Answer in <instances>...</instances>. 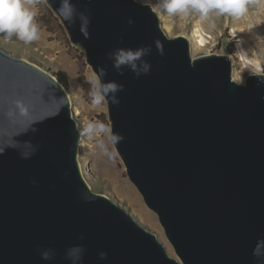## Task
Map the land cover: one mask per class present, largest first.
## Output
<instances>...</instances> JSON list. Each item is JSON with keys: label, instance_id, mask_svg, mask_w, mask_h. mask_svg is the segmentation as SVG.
<instances>
[{"label": "water", "instance_id": "obj_1", "mask_svg": "<svg viewBox=\"0 0 264 264\" xmlns=\"http://www.w3.org/2000/svg\"><path fill=\"white\" fill-rule=\"evenodd\" d=\"M46 2L102 83L123 86L104 95L111 140L177 256L92 190L67 86L0 46V264H72L77 245L80 264H264V72L241 82L230 56H192L142 0ZM140 47L149 73L120 74L109 53Z\"/></svg>", "mask_w": 264, "mask_h": 264}, {"label": "rangeland", "instance_id": "obj_2", "mask_svg": "<svg viewBox=\"0 0 264 264\" xmlns=\"http://www.w3.org/2000/svg\"><path fill=\"white\" fill-rule=\"evenodd\" d=\"M142 1L151 4L170 37L183 35L188 38L192 56L228 55L232 59L233 77L244 82L256 71L252 66H244L242 52L248 53L260 61L264 72V0H243L235 5L232 12L222 14L213 10L203 16L194 9L186 14H169L159 6L160 0ZM30 6L36 11L35 22L39 25L40 38L25 43L15 36L8 39L0 34V46L52 75L63 72L67 76L69 97L82 134L78 159L92 190L116 198L120 207L131 210L145 227L157 234L169 253L177 256L157 214L146 205L129 179L111 140L107 101L103 97L101 102H94L92 80L97 75L88 64L84 49L70 40L62 20L46 0H31ZM168 20L173 23L170 31L166 27ZM197 28L202 29L207 40L206 45L199 49L194 47ZM237 71H241L238 78Z\"/></svg>", "mask_w": 264, "mask_h": 264}, {"label": "clouds", "instance_id": "obj_3", "mask_svg": "<svg viewBox=\"0 0 264 264\" xmlns=\"http://www.w3.org/2000/svg\"><path fill=\"white\" fill-rule=\"evenodd\" d=\"M243 0H160L159 6L169 14H186L189 10H196L202 16L209 11H219L222 14L232 12L238 3ZM31 0H0V34L11 39L15 36L20 41L25 43L38 40L40 38L39 25L35 22L36 11L30 6ZM63 6L69 5V0H62ZM150 49L140 47L136 49L119 48L114 52L109 53L113 67L120 74H123V69L127 68L137 77L146 75L150 71V65L144 60V57L149 54ZM106 75L104 68L100 69V75L94 76L92 80L94 89V102L102 101L104 95L111 94L113 103H118L115 93L122 90V85L119 87L116 83H102V77ZM4 148L0 147V154ZM22 158H28V154ZM35 183V181H32ZM83 239V237H81ZM84 248L82 246H74L68 250V257L72 260V264H80ZM52 249H47L41 252V258L44 260L52 259ZM101 258L106 254L101 253Z\"/></svg>", "mask_w": 264, "mask_h": 264}, {"label": "bare ground", "instance_id": "obj_4", "mask_svg": "<svg viewBox=\"0 0 264 264\" xmlns=\"http://www.w3.org/2000/svg\"><path fill=\"white\" fill-rule=\"evenodd\" d=\"M172 24L173 23H172L171 20L167 21L166 27H167L168 31H170L172 29ZM194 37H196V40H195V43H194V47L196 49H199L200 47L202 48V46L206 45L207 40H206V37L203 34L201 28H197L195 30ZM242 60H243V63H244L245 67L246 66H252V67H254L256 69V71H261L263 69L262 66H261L260 61L258 59H256V58L251 57L250 55H248V53L246 54V53L242 52ZM240 75H241V71L240 72L237 71V74H236L237 78L240 77ZM123 198H125V197H123Z\"/></svg>", "mask_w": 264, "mask_h": 264}, {"label": "trees", "instance_id": "obj_5", "mask_svg": "<svg viewBox=\"0 0 264 264\" xmlns=\"http://www.w3.org/2000/svg\"><path fill=\"white\" fill-rule=\"evenodd\" d=\"M55 75L59 77L61 82H63L67 86V88H69L68 78L63 72H58Z\"/></svg>", "mask_w": 264, "mask_h": 264}]
</instances>
